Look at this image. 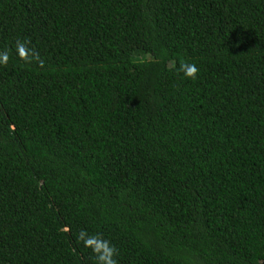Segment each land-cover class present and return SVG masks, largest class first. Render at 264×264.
Segmentation results:
<instances>
[{"label": "trees", "instance_id": "1", "mask_svg": "<svg viewBox=\"0 0 264 264\" xmlns=\"http://www.w3.org/2000/svg\"><path fill=\"white\" fill-rule=\"evenodd\" d=\"M0 50V264H264V0H0Z\"/></svg>", "mask_w": 264, "mask_h": 264}, {"label": "clouds", "instance_id": "2", "mask_svg": "<svg viewBox=\"0 0 264 264\" xmlns=\"http://www.w3.org/2000/svg\"><path fill=\"white\" fill-rule=\"evenodd\" d=\"M241 37L235 43H240ZM16 53L26 61L39 60V53L29 46L28 41L18 40L15 44ZM9 60V54L6 50H0V64H6ZM180 70L186 77L195 79L198 73V67L195 63L182 62ZM78 242H82L86 248H90L94 254L95 264H117L116 255L118 249L109 240L103 239L99 232L89 233L86 228H80L74 233Z\"/></svg>", "mask_w": 264, "mask_h": 264}]
</instances>
